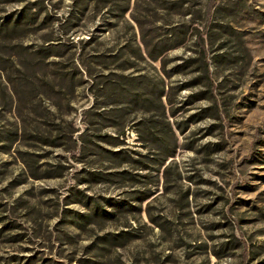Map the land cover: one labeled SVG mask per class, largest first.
<instances>
[{
	"label": "rangeland",
	"instance_id": "374dc122",
	"mask_svg": "<svg viewBox=\"0 0 264 264\" xmlns=\"http://www.w3.org/2000/svg\"><path fill=\"white\" fill-rule=\"evenodd\" d=\"M29 3L0 41V264H264V0Z\"/></svg>",
	"mask_w": 264,
	"mask_h": 264
},
{
	"label": "trees",
	"instance_id": "16d2710c",
	"mask_svg": "<svg viewBox=\"0 0 264 264\" xmlns=\"http://www.w3.org/2000/svg\"><path fill=\"white\" fill-rule=\"evenodd\" d=\"M15 4L22 5V7L18 11L7 16V18H5L3 21L0 22V41L4 43L12 42L16 39H20L21 37H23L24 33L30 31L37 24L39 17L42 13L41 8L36 6L37 5L36 3H29V0H0V5L2 6L15 5ZM169 38L170 39L176 38L180 40L179 42L173 44L172 46H167V47H166L167 42L165 41L157 42L155 44L145 45V47L148 49L147 54L149 59H151L152 61H157L165 52L172 50L177 46L181 45L183 43L182 41L184 39V36H180V34L173 33ZM57 45L43 46L38 51L34 52V54H30V57L33 58L34 60L40 59L45 63L50 58L62 57L59 54L60 46ZM19 47L22 48L23 50H26L25 46L19 45ZM15 64H16L15 62H12L13 66H15ZM71 79L73 78L69 77V80ZM161 96L162 94L158 95L159 100ZM152 127L158 129V126L156 124L155 125L150 124L146 128L149 131L152 129ZM60 137L61 136H57L58 139ZM44 141H46V143H51V142H47V138H44ZM47 145H53V144H47ZM110 145L113 146V144ZM157 145L163 148L161 142H157Z\"/></svg>",
	"mask_w": 264,
	"mask_h": 264
}]
</instances>
